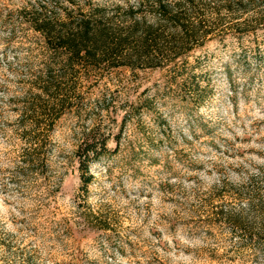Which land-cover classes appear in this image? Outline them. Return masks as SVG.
<instances>
[{"label": "rangeland", "instance_id": "obj_1", "mask_svg": "<svg viewBox=\"0 0 264 264\" xmlns=\"http://www.w3.org/2000/svg\"><path fill=\"white\" fill-rule=\"evenodd\" d=\"M130 1L0 0V264H264V30L165 68L77 69L50 169L16 176L25 83L9 65L38 34L11 12ZM93 131L109 150L84 186L76 152Z\"/></svg>", "mask_w": 264, "mask_h": 264}, {"label": "trees", "instance_id": "obj_2", "mask_svg": "<svg viewBox=\"0 0 264 264\" xmlns=\"http://www.w3.org/2000/svg\"><path fill=\"white\" fill-rule=\"evenodd\" d=\"M114 12L99 7L61 9L51 3L11 12L15 26L38 34V47L27 50L26 57H16L18 68L9 65L25 83L21 97L13 101L15 131L22 142L15 156L19 179L29 181L50 169L54 131L72 104L70 87L75 86L77 69L103 64L165 68L178 65L211 40L264 30V0H133ZM134 116L129 107L123 124ZM108 150L107 139L94 131L80 145L76 156L84 186L91 164Z\"/></svg>", "mask_w": 264, "mask_h": 264}]
</instances>
